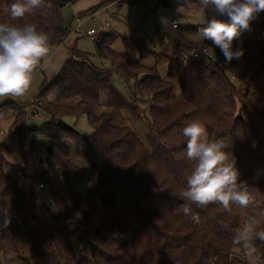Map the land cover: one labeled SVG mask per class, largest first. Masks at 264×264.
<instances>
[{
    "label": "trees",
    "instance_id": "16d2710c",
    "mask_svg": "<svg viewBox=\"0 0 264 264\" xmlns=\"http://www.w3.org/2000/svg\"><path fill=\"white\" fill-rule=\"evenodd\" d=\"M76 1L43 0L23 19L10 21L13 0H0V23L35 25L48 34L51 50L69 35L62 9ZM155 2L201 10L200 0ZM199 28L180 30L186 43L177 56L152 51L154 40L136 39L149 46L142 57L155 59V67L115 51L114 32L93 39L94 53L73 49L33 105L51 117L35 129L46 138L47 153L36 162L27 139V106L0 102V130L11 120L8 134L23 159L20 172L8 173L10 147L0 142V201L13 208L26 230L16 232L0 205V264H264V242H253L257 252L251 261L242 245L233 243L246 224L264 229V12L240 31L233 47H242L244 54L225 67L206 54L194 56L193 49L207 47L225 61L218 47L201 39ZM95 56L110 61L111 68L95 64ZM162 61L168 65L167 77L158 70ZM113 71L129 84L133 98L112 83ZM82 115L92 127L88 134L75 124L57 123ZM194 120L204 125L208 141L231 143L226 151L236 160L239 179L257 189V200L247 209L192 205L198 222L182 211L181 194L196 163L186 156L182 129ZM142 126L145 138L138 133ZM72 143L81 163L65 147ZM88 170L93 175L83 191ZM39 182L57 210L51 220L44 213L52 210L39 203ZM69 218L73 225H60L58 220Z\"/></svg>",
    "mask_w": 264,
    "mask_h": 264
},
{
    "label": "clouds",
    "instance_id": "9594fccd",
    "mask_svg": "<svg viewBox=\"0 0 264 264\" xmlns=\"http://www.w3.org/2000/svg\"><path fill=\"white\" fill-rule=\"evenodd\" d=\"M42 4L43 0H13L8 9L10 21L23 19ZM200 5L202 11L214 13L198 29L201 39L218 47L226 63L242 57L243 48H234L233 41L264 12V0H200ZM49 40L48 34L33 24L0 23V97L23 96L29 91L34 71L46 67L41 61L49 52ZM182 135L187 158L196 161L181 194L184 203L180 207L185 215L192 214V205L206 208L218 203L230 212L232 205L247 209L256 202L257 189L239 179L236 160L226 151L231 143L223 139L208 141L206 128L196 120L183 127ZM192 218L199 220L198 214H192ZM257 239L264 242V229L257 231L246 224L236 231L233 243L242 245L251 261L257 252L253 243Z\"/></svg>",
    "mask_w": 264,
    "mask_h": 264
},
{
    "label": "rangeland",
    "instance_id": "374dc122",
    "mask_svg": "<svg viewBox=\"0 0 264 264\" xmlns=\"http://www.w3.org/2000/svg\"><path fill=\"white\" fill-rule=\"evenodd\" d=\"M154 2L155 0H136L129 6L127 3H112L111 1L105 2L103 0H78L73 4L64 6L62 9V18L65 26L71 29L67 38L56 47L49 50L47 56L42 59L46 67H43V69L37 68V70L34 71L30 89L25 95L0 97V102L3 100H6V102L15 101L27 106L25 110L27 114V139L28 142L32 140L33 146H31L32 153L30 157H32L33 161L36 162L40 155H47V153L44 154L43 152L44 149L46 150V145L44 144L46 138L39 135L40 133L35 129L51 121V117L38 107V109L34 110L31 105L34 102L36 103L35 100L39 94L49 88V84L54 83L66 60L72 55L73 49L84 53L95 52L97 41L85 35L87 30L97 28L99 30V35L114 32L115 36L112 39V48L118 52L130 53L135 59L142 57V49L145 52L150 50L149 46H146L142 42L135 41V32L141 30L150 36H155L154 41L156 42L151 46L152 51L160 55L177 56L178 52L186 43L180 34V30L187 27H202L205 20L214 15V13L211 12L207 13L202 10H192L180 4L171 6L169 9L171 13L174 14V20L180 23L179 28L173 29L171 27L173 19L168 18L166 14L157 11L158 20L154 18L153 12L147 8V4L150 5ZM101 4H103L102 7L95 12H91ZM76 14L82 16L77 30L75 29L77 24L75 18ZM218 18L225 19V17ZM106 22H109L110 26H106ZM164 45H167V47ZM141 61L148 66L155 67L156 60L152 57H142ZM163 61L159 64L158 70L162 76L167 77L168 65ZM93 62L111 68L110 61L101 59L97 56L93 57ZM111 80L116 88L127 98H133L129 84L117 72H112ZM146 105H148V103L143 105L144 109ZM146 111L148 112V110ZM37 113L39 116H36ZM147 114L149 115V112ZM67 120L68 124H75L76 128L82 134H88L92 130L86 115H82L77 119L69 117ZM10 122L11 120L3 123L0 130V142L10 147V152L6 154V158L10 163L6 167V171L12 174L20 172L23 167V159L19 151L18 143L8 134L7 129L9 128ZM138 133L142 138H145L147 128L142 126L138 129ZM65 147L68 148L69 154L73 159L81 163L80 153L77 151L75 144H68ZM92 175V171L88 170L87 179L81 184V190H86ZM42 196L40 195V199L43 198L52 210L48 211V213L45 212L44 216L51 220L54 214L57 215L56 207L48 191H44ZM0 205L13 229L20 234H26V230L21 220L16 216L13 208L1 201ZM45 208L44 206V209Z\"/></svg>",
    "mask_w": 264,
    "mask_h": 264
},
{
    "label": "built area",
    "instance_id": "2783aa9c",
    "mask_svg": "<svg viewBox=\"0 0 264 264\" xmlns=\"http://www.w3.org/2000/svg\"><path fill=\"white\" fill-rule=\"evenodd\" d=\"M103 1H111L112 3H127L129 6L136 0H103ZM147 8L153 12L154 14V18L156 20H158V17H157V11L163 13V14H166L168 16V18L170 19H173V22H172V25L171 27L173 29H177L179 28L180 26V23H178L177 21L174 20V14L171 13V10L169 9V7L167 6H164V5H161V4H158L157 2H154L150 5L147 4ZM76 18V21H77V24H76V30L78 29V26L81 22V18L82 16L80 14H76L75 16ZM106 26H110V23L109 22H106L105 23ZM99 34V30L97 28H91L89 30H87L85 32V35L86 36H89L90 38L92 39H95V37ZM135 38L140 40V41H143V42H150L152 40H154L155 36H150L144 32H142L141 30H138L135 32ZM165 47H167V45H164ZM193 54L195 57H199L200 54H206L208 55L211 59H213V61H215L220 67H225L227 65V63L222 60L220 57L218 56H215L214 53H212L207 47L203 48V49H193ZM41 64H43V62L41 61ZM43 69V68H41ZM233 79L235 78L234 76H232ZM35 104V102L31 105L33 106ZM36 116H39V114L37 113ZM263 132H264V129H263ZM44 154H46V150L44 149L43 150ZM45 188V185L41 182L37 183V192L38 193H41L43 191V189ZM39 203L43 206H46V202L43 200V198L40 199ZM60 225L61 226H64V225H73L74 222L71 218L67 219L66 221H63V220H58Z\"/></svg>",
    "mask_w": 264,
    "mask_h": 264
},
{
    "label": "water",
    "instance_id": "95a60500",
    "mask_svg": "<svg viewBox=\"0 0 264 264\" xmlns=\"http://www.w3.org/2000/svg\"><path fill=\"white\" fill-rule=\"evenodd\" d=\"M58 125L70 128L71 125L67 123L63 118H59L57 121Z\"/></svg>",
    "mask_w": 264,
    "mask_h": 264
}]
</instances>
